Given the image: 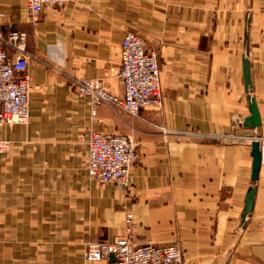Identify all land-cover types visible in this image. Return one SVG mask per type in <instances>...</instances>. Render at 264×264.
I'll list each match as a JSON object with an SVG mask.
<instances>
[{"label": "crops", "instance_id": "obj_1", "mask_svg": "<svg viewBox=\"0 0 264 264\" xmlns=\"http://www.w3.org/2000/svg\"><path fill=\"white\" fill-rule=\"evenodd\" d=\"M0 30L24 31L33 55L28 122L0 126V264H108L84 245L122 233L127 211L136 242L176 240L184 264H264V0H68L34 22L0 0ZM127 31L158 50L161 106L92 116L72 82L121 95ZM90 129L131 133L126 187L88 177Z\"/></svg>", "mask_w": 264, "mask_h": 264}, {"label": "built area", "instance_id": "obj_2", "mask_svg": "<svg viewBox=\"0 0 264 264\" xmlns=\"http://www.w3.org/2000/svg\"><path fill=\"white\" fill-rule=\"evenodd\" d=\"M66 1L25 0V8L34 22L44 8H59ZM157 53L155 48H146L145 40L140 35L127 31L120 44L116 72L122 84V94L110 92L101 76L77 77L72 82L71 90L77 96L87 99L92 116L98 106L106 105L137 117L142 108L161 106ZM31 57L33 55L27 50L24 31L3 34L0 30V126L28 122L32 88L28 65ZM10 146V140L0 139V153H8ZM87 146L88 177L100 184L114 183L120 188L126 187L130 181V168L138 159L136 142L131 133H104L90 129ZM135 233L133 215L127 211L122 233L110 241L85 243V261L106 260L112 253L114 259L108 264H184L178 241L167 245L138 243L135 241Z\"/></svg>", "mask_w": 264, "mask_h": 264}, {"label": "water", "instance_id": "obj_3", "mask_svg": "<svg viewBox=\"0 0 264 264\" xmlns=\"http://www.w3.org/2000/svg\"><path fill=\"white\" fill-rule=\"evenodd\" d=\"M251 113H252V118H253V121L256 125H259V113H258V109H257V106H256V103L253 101L251 103ZM252 157H253V160H252V173H251V177L252 179H255L257 177V174H258V170H259V165H260V158H259V155L257 153V148L254 147V149L252 150ZM110 256V259L113 260L114 259V256L113 254H109Z\"/></svg>", "mask_w": 264, "mask_h": 264}]
</instances>
